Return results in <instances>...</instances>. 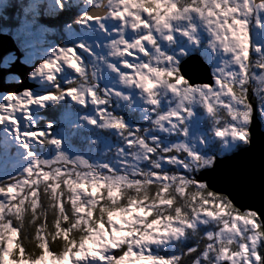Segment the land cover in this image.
Returning <instances> with one entry per match:
<instances>
[{
  "label": "snow or ice",
  "instance_id": "6c2138e0",
  "mask_svg": "<svg viewBox=\"0 0 264 264\" xmlns=\"http://www.w3.org/2000/svg\"><path fill=\"white\" fill-rule=\"evenodd\" d=\"M0 74V264H264V0H0Z\"/></svg>",
  "mask_w": 264,
  "mask_h": 264
},
{
  "label": "water",
  "instance_id": "95a60500",
  "mask_svg": "<svg viewBox=\"0 0 264 264\" xmlns=\"http://www.w3.org/2000/svg\"><path fill=\"white\" fill-rule=\"evenodd\" d=\"M0 77H2V74H0ZM257 138H258V143L261 137V133L258 131L256 133ZM246 159L244 157L240 158V163L242 165L246 164ZM255 170H256V187L254 192L250 193L249 196L247 197V202L250 203L253 207L259 208L261 206V199H260V191H259V161L258 159L256 160L255 163Z\"/></svg>",
  "mask_w": 264,
  "mask_h": 264
}]
</instances>
